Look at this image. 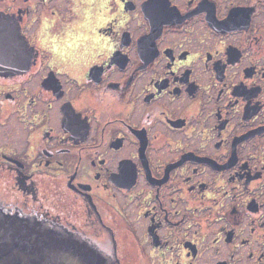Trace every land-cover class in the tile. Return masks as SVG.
Instances as JSON below:
<instances>
[{
	"label": "flooded vegetation",
	"instance_id": "1",
	"mask_svg": "<svg viewBox=\"0 0 264 264\" xmlns=\"http://www.w3.org/2000/svg\"><path fill=\"white\" fill-rule=\"evenodd\" d=\"M105 264H264V0H0V225Z\"/></svg>",
	"mask_w": 264,
	"mask_h": 264
},
{
	"label": "water",
	"instance_id": "2",
	"mask_svg": "<svg viewBox=\"0 0 264 264\" xmlns=\"http://www.w3.org/2000/svg\"><path fill=\"white\" fill-rule=\"evenodd\" d=\"M0 264H105L93 250L72 241L51 237L28 226L0 225Z\"/></svg>",
	"mask_w": 264,
	"mask_h": 264
},
{
	"label": "bare ground",
	"instance_id": "3",
	"mask_svg": "<svg viewBox=\"0 0 264 264\" xmlns=\"http://www.w3.org/2000/svg\"><path fill=\"white\" fill-rule=\"evenodd\" d=\"M51 237H48V236H43L40 234V239L41 240H44V241H48Z\"/></svg>",
	"mask_w": 264,
	"mask_h": 264
}]
</instances>
